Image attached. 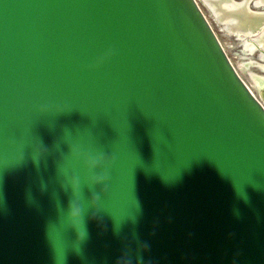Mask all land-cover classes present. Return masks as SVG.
I'll list each match as a JSON object with an SVG mask.
<instances>
[{
	"label": "water",
	"instance_id": "95a60500",
	"mask_svg": "<svg viewBox=\"0 0 264 264\" xmlns=\"http://www.w3.org/2000/svg\"><path fill=\"white\" fill-rule=\"evenodd\" d=\"M201 1L264 59V0ZM249 77L198 0H0V264H264Z\"/></svg>",
	"mask_w": 264,
	"mask_h": 264
},
{
	"label": "rangeland",
	"instance_id": "374dc122",
	"mask_svg": "<svg viewBox=\"0 0 264 264\" xmlns=\"http://www.w3.org/2000/svg\"><path fill=\"white\" fill-rule=\"evenodd\" d=\"M208 19L210 20L213 28L215 29L218 37L220 38L224 48L226 49L228 55L230 56L235 67L244 78V80L249 84L254 93L258 95L256 84L250 79L249 74H256L260 77H264V70L260 68L243 67V62L246 63H256L259 65L264 64V59L260 58V50H253L251 58L235 56L240 41H234L232 33L224 34L220 33L219 24L209 15L204 3L198 0Z\"/></svg>",
	"mask_w": 264,
	"mask_h": 264
},
{
	"label": "flooded vegetation",
	"instance_id": "af4514ba",
	"mask_svg": "<svg viewBox=\"0 0 264 264\" xmlns=\"http://www.w3.org/2000/svg\"><path fill=\"white\" fill-rule=\"evenodd\" d=\"M252 41V40H251Z\"/></svg>",
	"mask_w": 264,
	"mask_h": 264
}]
</instances>
